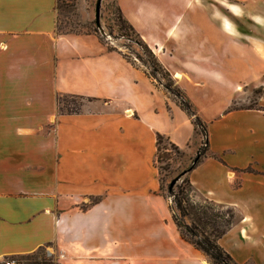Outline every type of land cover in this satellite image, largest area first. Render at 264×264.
<instances>
[{"label":"crops","instance_id":"obj_1","mask_svg":"<svg viewBox=\"0 0 264 264\" xmlns=\"http://www.w3.org/2000/svg\"><path fill=\"white\" fill-rule=\"evenodd\" d=\"M55 4L0 0V264L41 247L57 264H209L155 164L156 134L199 144L190 117L97 34L56 33ZM117 4L206 124L188 178L236 214L219 245L264 264V0ZM57 96L84 102L66 113Z\"/></svg>","mask_w":264,"mask_h":264},{"label":"trees","instance_id":"obj_2","mask_svg":"<svg viewBox=\"0 0 264 264\" xmlns=\"http://www.w3.org/2000/svg\"><path fill=\"white\" fill-rule=\"evenodd\" d=\"M56 10L58 4H55ZM115 21L121 35L126 36L133 40L138 47L140 53H135V57L141 61L144 65H147L149 69V75L155 76L161 75L163 79H168L164 85L165 90L172 95V100L190 117L195 133L201 136V141L196 150L195 156L190 160V163L186 165L178 174V179L182 178L181 184L174 183L171 187L167 184L168 194L173 195V199L170 203V211L172 220L179 231L180 237L191 244L195 249L199 250L206 258L209 264H239L237 263L218 243L219 238L231 227V225L237 220L234 211L230 207H226L223 210L219 206L220 204L214 203L207 199L201 201H194L191 198L192 185L188 178V173L192 170L203 158L209 155L208 152V140H207V128L205 122L197 114L196 109L181 92V90L171 85L170 75L166 69L159 63L158 59L149 48V46L140 38L131 24L122 16L120 9L117 7L115 14ZM55 31L58 34L65 33H95L96 29L86 32H79L75 30H61L57 27V19L55 22ZM102 40V39H101ZM109 50H117L107 46ZM122 55L132 64L133 61L127 54ZM169 76V77H168ZM67 98L81 99L80 97L73 96H57L56 102L61 104V110L66 113L78 112L79 106L74 104V101L68 102ZM163 142L175 152L181 153V148L171 143L166 137L156 134L155 145V164L158 169L159 175V191H162L161 177L159 167L157 165L159 158L166 156L165 154L160 157L158 154L159 148ZM167 158V156L165 157ZM183 184V185H182ZM176 188V189H174ZM165 196V195H164ZM166 197V196H165ZM17 264H57L55 257H47L45 253V247L39 248L36 252L20 257L16 260ZM243 264H252L245 262Z\"/></svg>","mask_w":264,"mask_h":264},{"label":"rangeland","instance_id":"obj_3","mask_svg":"<svg viewBox=\"0 0 264 264\" xmlns=\"http://www.w3.org/2000/svg\"><path fill=\"white\" fill-rule=\"evenodd\" d=\"M95 2L96 0H56V3L58 4L57 27L60 28L61 30L71 29V30H75L79 32H86L89 30L91 31L95 28L97 31V35L100 37V39H102L103 42L106 43L107 46L112 47V48H117L122 53L127 54L128 57L131 59V61L134 62V64L146 70L147 75L150 76L148 73L150 68L147 65H144L141 61H139L134 55V52L140 53L141 51H139L138 47L135 45L133 40H131L130 38H127L124 35H121V31H119L117 28L116 21H115L116 9L117 7L119 8L117 4V0H101L100 2L99 22L104 32V35H102L97 30L94 24ZM150 77L158 85L161 86V88L163 89L167 97L172 100V95L168 93L164 88V85L168 79H163L161 75L159 74H156L155 76H150ZM170 80H171L172 87L176 86L179 88V86L176 84L175 80L173 79L171 75H170ZM258 90L259 89L256 88L254 92L253 91L251 92L250 99H249V106L255 105L256 97L259 92ZM181 92L183 93L182 90ZM67 101L68 102L74 101V104L78 105L79 108H80V104L84 102L79 98L78 99L77 98L76 99L67 98ZM59 105L60 107L63 108L61 104ZM195 136L196 138L199 137V140L201 139V136H199V134L195 133ZM198 146L199 144H197L195 139H193L189 146L181 148L182 149L181 153L171 150L166 145V142H163L159 148L158 154L160 155V157L164 154L167 156V158H165L166 156H164L163 158L162 157L159 158L157 165L159 167L160 177H161V186H162L161 194L165 195L167 200H169V205L173 199V195L168 194L167 184L169 183V186H170V183L173 179H175L174 183L178 185L181 184L182 178L178 179L179 178L178 174L180 170H182L184 167H186V165L190 163V160L195 156ZM192 190L193 191L191 193V198L194 201L198 202V201H201L202 199H206L203 197H198L193 187H192ZM219 206H222L221 208L223 210H225L226 207H229V206H225L221 204ZM45 253L47 257H50V256L55 257L50 247H47V248L45 247Z\"/></svg>","mask_w":264,"mask_h":264},{"label":"water","instance_id":"obj_4","mask_svg":"<svg viewBox=\"0 0 264 264\" xmlns=\"http://www.w3.org/2000/svg\"><path fill=\"white\" fill-rule=\"evenodd\" d=\"M100 2H101V0H96V2H95V6H94V24H95L97 30L102 35H104V32H103L102 27H101L100 22H99ZM174 182H175V179H173L171 181L170 186H172Z\"/></svg>","mask_w":264,"mask_h":264},{"label":"built area","instance_id":"obj_5","mask_svg":"<svg viewBox=\"0 0 264 264\" xmlns=\"http://www.w3.org/2000/svg\"><path fill=\"white\" fill-rule=\"evenodd\" d=\"M3 264H16V262L12 259H7L3 262Z\"/></svg>","mask_w":264,"mask_h":264}]
</instances>
